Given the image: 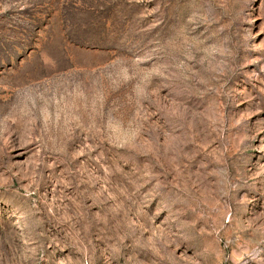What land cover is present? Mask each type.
<instances>
[{"label":"rangeland","instance_id":"obj_1","mask_svg":"<svg viewBox=\"0 0 264 264\" xmlns=\"http://www.w3.org/2000/svg\"><path fill=\"white\" fill-rule=\"evenodd\" d=\"M0 264H264V0H0Z\"/></svg>","mask_w":264,"mask_h":264}]
</instances>
